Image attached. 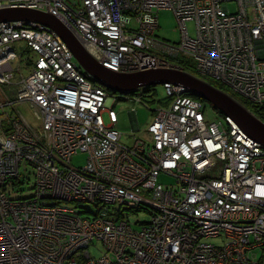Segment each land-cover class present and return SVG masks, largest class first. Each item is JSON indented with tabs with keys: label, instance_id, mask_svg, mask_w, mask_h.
Wrapping results in <instances>:
<instances>
[{
	"label": "built area",
	"instance_id": "1",
	"mask_svg": "<svg viewBox=\"0 0 264 264\" xmlns=\"http://www.w3.org/2000/svg\"><path fill=\"white\" fill-rule=\"evenodd\" d=\"M3 9L52 14L114 71L190 72L175 64L184 59L240 103L264 106V0H0ZM160 9L173 10L179 42L157 36ZM163 86L151 123L123 141L116 92L59 34L0 21V264H264V146L182 85ZM141 89L127 95L147 103ZM78 152L82 167L71 165ZM31 173L33 194L14 197Z\"/></svg>",
	"mask_w": 264,
	"mask_h": 264
},
{
	"label": "water",
	"instance_id": "2",
	"mask_svg": "<svg viewBox=\"0 0 264 264\" xmlns=\"http://www.w3.org/2000/svg\"><path fill=\"white\" fill-rule=\"evenodd\" d=\"M35 21L53 29L67 43L84 72L95 82L121 94H133L140 88L165 83L182 85L187 92L208 102L213 109L231 117L249 136L264 146V121L242 103L212 83L180 69H152L133 73H120L105 67L55 16L32 9L0 10V21ZM133 113V112H132ZM133 130H138L133 114Z\"/></svg>",
	"mask_w": 264,
	"mask_h": 264
},
{
	"label": "rangeland",
	"instance_id": "3",
	"mask_svg": "<svg viewBox=\"0 0 264 264\" xmlns=\"http://www.w3.org/2000/svg\"><path fill=\"white\" fill-rule=\"evenodd\" d=\"M230 8H232V4H230ZM159 17V28L157 30V36L160 39H163L167 41V43H174L179 42L181 39V33L178 29V22L174 15V12L172 9H160L158 12ZM189 28L191 30V33L193 34V23H189ZM26 57V55H25ZM25 74L28 73V71L23 70ZM138 95H142V91L140 90ZM110 98L115 99L116 103L114 104L113 110L116 113V116L118 118V122L116 124V128L124 133L122 140L127 142V136L126 134H130L134 128V125L131 121V118L133 117V111L135 112V116L137 119V125L139 127V130L136 131L137 133L141 134L151 123L153 120L154 110L158 108L160 105H163L164 102L167 100V93L163 85H157L155 87V94L153 96H146L145 100L147 103H141L137 102L136 98L137 96L133 95H127L119 93H110ZM206 107L209 111L210 117H215L217 119H223L224 115L215 109L205 101ZM19 110L23 113V115L30 120L31 122H34L33 117V111L29 109L27 105H21L19 106ZM104 120L106 123H108V115L104 114ZM87 162V154L83 152H78L71 157V165L74 167H82ZM159 181L164 184H172L174 182V178L172 176L161 174L159 177ZM35 182V177L31 173L29 174V178L25 180V182L21 185H16V191H13L12 195L14 197L19 196H29L32 195L33 185ZM62 205L73 207L75 206L78 210H80V206H84V208H89L91 211H95L96 207L93 204L89 203H77L75 201H61ZM88 209V210H89ZM124 213L129 212L130 213V219L132 222H135L136 220L142 221H148L151 218V214L146 211H127L124 210ZM83 214L86 215L87 212L84 210ZM134 227H139L138 224H134ZM213 243H220L219 238H213L210 239ZM93 255H99L100 249L99 247L92 249ZM257 257H260V253L256 251Z\"/></svg>",
	"mask_w": 264,
	"mask_h": 264
},
{
	"label": "trees",
	"instance_id": "4",
	"mask_svg": "<svg viewBox=\"0 0 264 264\" xmlns=\"http://www.w3.org/2000/svg\"><path fill=\"white\" fill-rule=\"evenodd\" d=\"M175 64L178 66L183 67L184 69L194 73L192 64L189 61H186L184 59H175ZM214 84L218 85V83L213 82ZM142 91V97L143 99L146 96H153L155 94V87L154 86H149V87H143L141 89ZM192 96L203 100L202 98L197 97L194 94H191ZM205 101V100H203ZM246 108H248L252 113H254L258 118H260L262 121H264V106H252L249 103H244L242 102Z\"/></svg>",
	"mask_w": 264,
	"mask_h": 264
}]
</instances>
